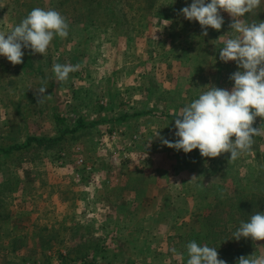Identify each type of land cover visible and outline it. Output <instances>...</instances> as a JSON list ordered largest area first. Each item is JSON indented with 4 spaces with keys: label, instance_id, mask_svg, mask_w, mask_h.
I'll return each instance as SVG.
<instances>
[{
    "label": "rangeland",
    "instance_id": "374dc122",
    "mask_svg": "<svg viewBox=\"0 0 264 264\" xmlns=\"http://www.w3.org/2000/svg\"><path fill=\"white\" fill-rule=\"evenodd\" d=\"M114 2L115 17L95 15L91 23L80 17L86 12L77 0H0V32L11 31L34 8L56 10L69 25L68 36L54 37L45 55L22 48L23 63L15 66L0 56V264H186L187 244L192 241L216 248L226 264H238L241 256L264 255V246L256 247L264 241L254 244L250 238L233 237L241 222L264 212V135L255 136L251 151L231 163L230 153L204 158L199 149L185 154L162 145L157 133L175 142L179 118L160 109L163 100L174 109L187 105L181 101L182 86L165 93L160 84L170 85L180 77L183 85L188 77L184 71L174 76L171 70L148 71L156 56L149 53L144 39L157 32V25L164 27V21L183 16L182 9L177 0H156L155 9L139 23L137 11L145 7L143 0ZM193 36L189 32L181 41L180 55L198 83L203 82L207 65L219 64V55L210 51L191 63L188 46ZM127 48L133 57L126 55ZM130 57L129 68L145 74L137 78L146 81L137 93L122 87L129 81L122 70ZM54 63L78 68L60 82ZM234 72L223 71L231 83ZM40 87L48 88L50 96L38 104ZM143 102L150 106L148 111ZM260 125L257 117L253 127ZM164 147L178 155L198 180L195 188L188 189L197 197L195 216L183 210L138 216L137 202L129 207L136 192L144 197L145 192L171 185L169 161L175 156L161 157L158 152ZM158 155L163 168L155 170L149 163L157 162ZM146 175L158 182L148 186L142 182ZM162 175L165 179L159 182ZM236 195L246 199L242 210L248 219L236 209L240 205ZM225 197L233 201L230 213L235 221L218 240L231 239L230 257L222 256L218 240L196 236L211 230L212 220L201 217L222 210L224 206L214 207ZM130 226L132 232L124 230Z\"/></svg>",
    "mask_w": 264,
    "mask_h": 264
},
{
    "label": "clouds",
    "instance_id": "9594fccd",
    "mask_svg": "<svg viewBox=\"0 0 264 264\" xmlns=\"http://www.w3.org/2000/svg\"><path fill=\"white\" fill-rule=\"evenodd\" d=\"M260 3L261 0H193L190 6L180 10L187 20L199 22L203 36L208 35L209 27L220 30L224 24L220 10L227 12L233 21L229 27L235 35L219 48V59L225 63L235 61L241 70L230 76L234 81L231 91L210 85L208 91L183 107L175 119L174 134L178 139L171 142L158 132L162 145L185 154L199 149L204 158L230 153L228 163H231L251 151L255 136L264 135V21L248 24L241 19ZM68 27L58 11L34 8L11 31L0 32V56L15 66L23 63L22 48L30 49L32 55H45L54 37L68 36ZM77 68L71 64H53L60 82L66 81ZM47 89H36L38 104L44 102ZM257 117L261 118L259 128L253 127ZM233 237L236 241L250 238L254 244L264 241V212L241 222ZM260 246L264 245H256ZM187 255L186 264H226L218 258L216 248L199 246L195 241L187 244ZM238 264H264V255L241 256Z\"/></svg>",
    "mask_w": 264,
    "mask_h": 264
},
{
    "label": "crops",
    "instance_id": "0c3cea01",
    "mask_svg": "<svg viewBox=\"0 0 264 264\" xmlns=\"http://www.w3.org/2000/svg\"><path fill=\"white\" fill-rule=\"evenodd\" d=\"M207 2H210V0H207ZM193 3V0H177V5L179 8L183 9L184 7H188ZM220 15L224 18V24L222 25V28L220 30H215L212 28H208V35L202 36V28L198 21H189L184 16H176L170 18V20L164 21L162 24H165L164 27H160L157 25L155 30L157 32H145L148 33V37H145L144 41H146V45L149 47V53L154 54L156 64L150 65L148 71H153L157 74H165V70H168V72L171 70V74L174 76L176 73H179V71H184L185 75L188 77V82L181 85V81L179 79L173 80L170 85L167 83L165 84L163 81L160 85L162 87L166 88L165 93H173L182 86V95H181V101L184 102L186 105H189L191 102H193L195 99H198L199 95L203 92H206L209 90L210 85H214L216 87H219L221 89H227L231 91L232 87L234 86L233 83L229 82V79L226 74H223V71L227 70L228 68H232L234 70H239L240 68L236 64L235 61H229L227 63L221 61L219 59V64L215 67H212L211 65H207L205 69H207V73L204 75L203 82H195L194 78L192 77L193 68L191 67V71L188 68L187 64H184V59L181 57L180 53L183 51V44L182 40L186 39V35L190 33H194V36L192 37L190 44L188 46V52L190 53V59L191 63L197 62L199 59L200 54H206L210 51H213V53H218L219 55V48L223 47L226 43V41L230 38H233L235 33L231 31V28L229 25L233 22L232 18L227 12H224L223 10H220ZM245 23L251 24L253 22L259 23L260 21H264V0H261V3L257 9H255L251 13L245 14L244 17L241 18ZM188 22L189 24H186ZM158 30H160L158 32ZM156 34V36H153V34ZM145 34H141L140 37L144 36ZM199 35V36H197ZM194 38H198L199 41L195 42ZM143 46V43L141 44ZM133 49V48H132ZM131 49L127 48V56L133 57V51L132 54L130 53ZM195 55V56H194ZM159 56V59H158ZM126 59V69L122 70L125 74H128L129 81H126L127 84L124 87L125 90L133 91V89H136L137 93L141 88L145 86V82L143 79L144 77H140V80H137L138 76L145 75L143 73H138L136 70H131L129 68V64L132 63V58ZM157 58V59H156ZM209 66V67H208ZM208 67V68H207ZM119 70V67L116 66ZM120 69H122L120 67ZM164 72V73H163ZM127 76V75H126ZM142 78V80H141ZM126 80V79H125ZM128 82L129 85L128 86ZM136 85V86H135ZM168 86V87H167ZM140 87V88H139ZM160 89V88H159ZM141 93V92H140ZM198 93V94H197ZM197 94V95H196ZM143 99V96H140V100ZM162 102V101H161ZM144 106L147 107V111L150 109V106H146L143 102ZM163 108L162 111L166 114H171L172 116L175 114V116L179 117L180 110L185 107H177L174 109V107H170L164 100L162 102ZM152 106V105H151ZM168 127V126H167ZM169 128V127H168ZM167 129V128H166ZM138 131V129H137ZM154 131V130H153ZM172 151V150H171ZM166 147L163 148V150L158 152L162 153L161 157H165L169 155L171 156L172 152ZM155 154V153H154ZM173 156V154H172ZM175 156V155H174ZM173 156V157H174ZM159 155L157 162L153 159V162L149 163L155 167V170L157 168H163L162 164L159 163ZM171 168L169 174V182H172L167 189L162 191H156L154 189L145 192L144 197L140 196L135 193V198H133L130 201L129 207L133 206L132 203L137 202V214L140 216L141 214L151 216V215H158L161 213L169 212L174 213L179 210H183L185 214L189 216H195L197 213L199 214V207L196 204L197 197L192 193V191L188 190L191 188H195V186L198 184L197 178L193 180L192 182H189L193 176L192 170L189 168L185 169L182 164L180 163V158L178 155L174 157V161H169ZM142 164V163H141ZM145 165L148 163H144ZM149 167V166H144ZM183 168V169H182ZM160 180L159 182H162L165 177L159 176ZM142 182H145L148 184L151 182H158L157 178L151 175L142 176ZM178 184V185H176ZM152 188V187H151ZM1 191V187H0ZM1 193V192H0ZM133 193V192H132ZM1 198V197H0ZM167 200L166 206L167 209L165 210L164 202ZM1 201V200H0ZM150 201V202H149ZM169 201V202H168ZM148 205L146 206L145 204ZM162 202V204H161ZM1 208V207H0ZM118 211V210H117ZM110 212V211H109ZM0 215H1V209H0ZM182 222H186L185 219ZM124 230H127L129 233L132 232V227H127ZM122 232V231H120Z\"/></svg>",
    "mask_w": 264,
    "mask_h": 264
},
{
    "label": "trees",
    "instance_id": "16d2710c",
    "mask_svg": "<svg viewBox=\"0 0 264 264\" xmlns=\"http://www.w3.org/2000/svg\"><path fill=\"white\" fill-rule=\"evenodd\" d=\"M77 1L80 3L81 8L82 9L84 8L86 12V14L85 13L81 14L80 17L89 18L90 19L89 21L91 23L95 15L99 16L100 18L110 17L111 19L115 17V10L112 7V5L115 3L114 0H77ZM120 2H122V0H120ZM155 2L156 0H143L145 7L140 6V9L137 11L138 13H140V17H138V20H137L139 23H141V21H145L146 17L148 16L147 13H149V11H151L152 9H155L156 7ZM240 192L244 193V191H240ZM236 196L238 197L237 199H239V202H240V205L236 209H240L242 211L240 212L241 217L248 219L249 217L247 216L249 214H246L242 210L245 207L244 203L246 199L241 197L242 195H236ZM216 201L217 202L214 208H216V206H224V208L222 210L215 211V213L209 214L208 217H206L205 215L201 217L202 220H212L211 225H210V227L212 228L210 231L206 233L203 231H200L198 234H196L197 237H200V235L204 234L207 237L212 238L213 241L218 240V236L222 235L225 231H229L231 225L234 223L235 218L234 216H231L232 214L230 213V211H232L234 207L232 204L233 203L232 199L230 197H225L223 198V200H216ZM225 207H227L228 209ZM236 212L237 210L233 211V213H236ZM214 229H216L215 231L220 230L223 232H213ZM212 233L214 235H212ZM224 236H226V234H224ZM224 243L229 244V245H226V247H223L222 245ZM230 243H231V239L229 238H224V239L220 238L218 240V243H216V246L221 249L222 256L230 257L232 254H234V247L231 246ZM242 251H245V250H242Z\"/></svg>",
    "mask_w": 264,
    "mask_h": 264
}]
</instances>
